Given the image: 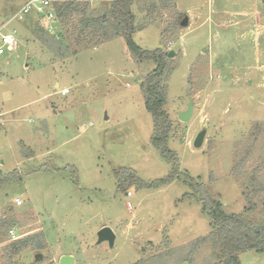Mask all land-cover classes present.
I'll return each instance as SVG.
<instances>
[{"label":"rangeland","instance_id":"rangeland-1","mask_svg":"<svg viewBox=\"0 0 264 264\" xmlns=\"http://www.w3.org/2000/svg\"><path fill=\"white\" fill-rule=\"evenodd\" d=\"M28 1L0 0V28L16 31L18 40L15 51L0 56V264H9L10 230L16 241L42 231L47 239L44 250L13 256L14 264H59L69 252L74 264H222L213 242L194 246L212 228L199 194L186 198L194 191L184 175L228 213L256 204L250 216L264 218V0H132L144 27L135 44L175 52L166 110L180 177L123 191L118 169H133L146 183L174 169L152 144L141 89L156 64L138 62L123 38L93 47L90 31L80 34V21L93 16L91 3L96 17H108L113 0H58L57 8L71 2L78 10L59 40L58 28L47 32L54 21L34 11L14 19ZM46 44L76 54L52 56ZM191 104L193 115L182 122ZM104 225L116 234L113 247L98 243ZM164 230L170 238L160 244ZM240 261L264 264V253L246 252Z\"/></svg>","mask_w":264,"mask_h":264},{"label":"trees","instance_id":"trees-1","mask_svg":"<svg viewBox=\"0 0 264 264\" xmlns=\"http://www.w3.org/2000/svg\"><path fill=\"white\" fill-rule=\"evenodd\" d=\"M169 3L174 5L173 0H170ZM57 6L58 3L55 5L57 20L64 26H66V21L71 15L78 13L77 7L71 2H67L58 8ZM109 23H111V28H108ZM80 25V34L84 35L90 31V42L93 47L123 38L128 51L138 62L152 61L156 64V68L141 80V89L145 96L146 109L153 118L152 144L161 152L163 158L170 160L174 164V169L166 178L152 183L142 181L133 169H118L115 172L119 189L122 191L126 190L134 183L145 188L161 187L171 183L175 178H179L180 176L177 153L171 150L168 145L173 129V122L166 110L169 53L163 49L147 51L135 44L133 40L134 34L144 29V27L137 25V17L132 11V0H113L108 17L106 15H102L101 17L89 16L82 19ZM47 32L50 33L48 30ZM58 36L53 38L58 39ZM47 40L49 41V38ZM49 43L52 42L49 41ZM46 45L58 57L63 59L70 58L76 54L68 53L67 50L66 54L64 52L60 55V50L57 48L53 49L51 44ZM184 178L185 182L194 191V193L187 194L186 198L196 199V193L199 194L202 210L208 215L212 228L207 236L199 238L194 242L195 248L213 242L215 249L218 251L215 252V255L220 259L222 264H242L240 255L246 252L264 253V218L262 220H254L250 216L252 211L259 208L258 205L251 204V207L246 208L243 214L228 213L221 201L209 196L203 184H200L188 175H184ZM46 245L47 240L43 232L36 236L13 241L5 249L8 252V254L6 253L8 263L14 264L12 263L13 256L20 255L30 248L42 251L46 248ZM135 264H147V261L141 259Z\"/></svg>","mask_w":264,"mask_h":264},{"label":"built area","instance_id":"built-area-1","mask_svg":"<svg viewBox=\"0 0 264 264\" xmlns=\"http://www.w3.org/2000/svg\"><path fill=\"white\" fill-rule=\"evenodd\" d=\"M58 0H29L24 7L17 13L14 19L25 17L29 15L32 11L35 12L38 19L44 22H51L57 19L55 13V3ZM6 25L0 28V56L7 54V52L15 51L18 47V40L16 37V31L5 33L4 30ZM50 33L54 31L53 27L47 29ZM69 93L68 89L61 92L62 95H67ZM132 194L129 192L128 197ZM15 203L17 206L22 205L21 199H16ZM128 207L132 208V204L128 202ZM11 238L16 241L17 235L14 230H10Z\"/></svg>","mask_w":264,"mask_h":264},{"label":"water","instance_id":"water-1","mask_svg":"<svg viewBox=\"0 0 264 264\" xmlns=\"http://www.w3.org/2000/svg\"><path fill=\"white\" fill-rule=\"evenodd\" d=\"M189 22L188 18H185L183 20V22L181 23L182 26H186ZM175 56V52L174 51H170L169 52V57H174ZM193 111H194V107L191 104L189 107L188 112L186 113H182L180 114L179 119L182 122H189L192 115H193ZM201 140L196 141V147H200L201 146ZM116 240V235L114 233V231L110 228V227H104L102 228L99 233H98V243L102 244L104 242H108L110 244L111 247L114 246ZM42 255H37L36 259L41 258ZM59 264H74V258L72 256H63L60 260Z\"/></svg>","mask_w":264,"mask_h":264},{"label":"crops","instance_id":"crops-1","mask_svg":"<svg viewBox=\"0 0 264 264\" xmlns=\"http://www.w3.org/2000/svg\"><path fill=\"white\" fill-rule=\"evenodd\" d=\"M97 1V0H96ZM58 2V1H57ZM92 4V6H91V11H92V13H93V16H96V15H94V10H95V8H96V2L95 3H91ZM257 18V20H259V17H256ZM54 23H55V25H54V29H56V28H58V34H55L54 33V35H59V34H61V32L63 31V27H65L63 24H61L60 23V21L59 20H55L54 21ZM29 29H31V28H29ZM52 34H53V32H52ZM50 52H51V54H52V56L54 55H56L57 56V54L55 53V52H53L52 50H50ZM74 56V55H73ZM72 56V57H73ZM60 87V85L58 84L57 85V88H59ZM107 225H104V226H102V228H104V227H106ZM101 228V229H102ZM132 229H134V226L133 225H131V224H129L128 226H127V231H131ZM43 232V231H42ZM166 232H168L167 230L165 231H163V237H162V239H161V241H160V244L163 242V239L167 236V237H169V235H167V233ZM115 233V232H114ZM116 235V234H115ZM165 236V237H164ZM170 238V237H169ZM117 239V238H116ZM47 240V239H46ZM116 241V240H115ZM172 241V240H171ZM153 242H151L150 244H152ZM115 244V243H114ZM155 245H157V244H155ZM184 245H187V243H186V241H184V242H181V244H180V246H184ZM180 246H176V247H180ZM63 256H72V254H70V252L69 253H62L60 256H59V263H60V260H61V258L63 257ZM140 261V260H139ZM135 264V263H134Z\"/></svg>","mask_w":264,"mask_h":264}]
</instances>
